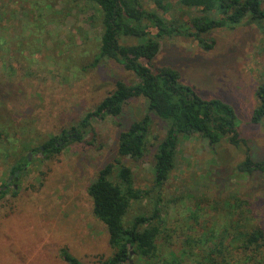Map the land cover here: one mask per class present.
Segmentation results:
<instances>
[{
	"label": "rangeland",
	"instance_id": "374dc122",
	"mask_svg": "<svg viewBox=\"0 0 264 264\" xmlns=\"http://www.w3.org/2000/svg\"><path fill=\"white\" fill-rule=\"evenodd\" d=\"M171 1L175 9L168 14L155 0H141V4L167 18L184 20L186 8H180L178 0ZM101 33V14L90 0H0V39L5 40L0 48V123L6 126L10 141L5 144L10 151L0 156V184L9 179L13 165L31 154L25 170L10 182L0 200V264H66L62 248L83 264H99L113 254L107 228L94 215L88 186L118 157L119 133L147 113L146 100L129 101L121 120L107 116L94 121L83 140L61 153L46 158L40 150L51 136L72 131L114 90L117 81H138L115 60L95 61ZM205 38L214 42L212 49L193 38L164 39L153 66L174 67L182 82L203 97L232 104L252 153L264 157V120L253 121L257 89L264 81V24L248 20L235 28L214 30ZM154 120V138L145 155L139 160L123 159L133 170L135 187L151 191V197L132 202L127 224L154 209L155 143L165 133L163 122ZM208 144L198 134L182 137L175 167L164 186L158 246L168 258L171 251L180 255L186 235L196 233L209 240L208 230L218 234L233 222L231 212L226 217L225 203L234 197L251 202L254 223L264 230V178L233 176L245 148L227 140L215 149ZM14 150L22 151L21 156L7 157ZM193 211L200 212L196 223L190 216ZM208 250L198 248L197 257H206ZM263 254L245 263L236 250L230 259L237 264H264ZM179 260L170 262L199 264L193 258ZM129 264L144 263L133 258Z\"/></svg>",
	"mask_w": 264,
	"mask_h": 264
},
{
	"label": "trees",
	"instance_id": "16d2710c",
	"mask_svg": "<svg viewBox=\"0 0 264 264\" xmlns=\"http://www.w3.org/2000/svg\"><path fill=\"white\" fill-rule=\"evenodd\" d=\"M90 1L98 7L102 24L95 61L115 60L133 72L138 81L132 84L117 81L114 90L72 126V131L63 130L51 136L40 150L46 158L61 153L71 143L83 140L92 130L94 121L107 116L121 120L129 101L140 97L146 100L147 113L119 133L118 157L102 168L88 186L94 215L105 224L113 248L112 256L99 264H129L133 258L144 264H171L170 260L178 257L182 262L193 258L199 264H237L230 259V254L236 250L241 251L247 260L245 263L250 259L255 261L257 255L262 257L264 230L254 223L251 202L238 197L225 203L226 217L229 218L231 212L236 219L218 234L208 230L205 237L210 236L209 240L196 233L188 234L183 240L180 255L171 251L170 258L159 249L158 238L164 222L160 205L162 192L175 167L182 137L198 134L208 141L211 149L217 148L224 140L235 147L245 148V157L236 165L234 177L264 178V157H256L252 153V147L241 134L238 114L232 104L220 98L203 97L193 86L182 82L177 69L167 65L154 68L153 62L164 39L193 38L209 50L214 42H208L205 35L214 30L235 28L248 20L263 25L264 0H178L180 8H186L184 20L147 10L142 7L141 0ZM155 3L165 14L175 9L171 0H155ZM192 11L199 14L193 15ZM127 38L136 39L137 43H126ZM4 43L5 40L0 39V48ZM257 97L259 103L253 113L254 123L264 120V81L258 86ZM154 117L165 126L164 135L155 143L154 209L149 215H137L127 224L126 216L132 202L149 197L151 191L135 187L133 170L123 159L139 160L145 155L154 138ZM6 141H9V133L0 123V156L10 149L5 145ZM21 154L22 151L14 150L7 157L18 158ZM29 161L30 158L24 156L12 166V181L20 176ZM17 171L18 174L15 173ZM114 174L116 180H113ZM10 182L8 179L0 184V200L8 193ZM190 216L196 223L200 212L193 211ZM198 248L202 251L209 249L206 257H197ZM60 254L66 264H83L67 248H62Z\"/></svg>",
	"mask_w": 264,
	"mask_h": 264
},
{
	"label": "flooded vegetation",
	"instance_id": "af4514ba",
	"mask_svg": "<svg viewBox=\"0 0 264 264\" xmlns=\"http://www.w3.org/2000/svg\"><path fill=\"white\" fill-rule=\"evenodd\" d=\"M15 173L18 174L19 171L15 172ZM13 175H14V173H12V174L10 175V177H9L10 181H12V177H13Z\"/></svg>",
	"mask_w": 264,
	"mask_h": 264
},
{
	"label": "water",
	"instance_id": "95a60500",
	"mask_svg": "<svg viewBox=\"0 0 264 264\" xmlns=\"http://www.w3.org/2000/svg\"><path fill=\"white\" fill-rule=\"evenodd\" d=\"M31 154H29V157H30Z\"/></svg>",
	"mask_w": 264,
	"mask_h": 264
}]
</instances>
